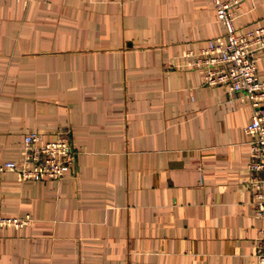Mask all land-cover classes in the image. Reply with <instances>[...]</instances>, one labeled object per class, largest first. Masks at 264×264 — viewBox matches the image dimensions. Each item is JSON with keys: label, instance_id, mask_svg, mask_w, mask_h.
Wrapping results in <instances>:
<instances>
[{"label": "crops", "instance_id": "1", "mask_svg": "<svg viewBox=\"0 0 264 264\" xmlns=\"http://www.w3.org/2000/svg\"><path fill=\"white\" fill-rule=\"evenodd\" d=\"M225 38L211 0H0V160L35 130L75 148L61 180L0 174V213L33 217L0 227V264H260L252 107L191 64Z\"/></svg>", "mask_w": 264, "mask_h": 264}, {"label": "built area", "instance_id": "2", "mask_svg": "<svg viewBox=\"0 0 264 264\" xmlns=\"http://www.w3.org/2000/svg\"><path fill=\"white\" fill-rule=\"evenodd\" d=\"M242 0H211L217 19L226 28L224 41H209L193 57L192 66L204 69L209 84H224L233 97H245L252 113L245 125L250 136L249 186L252 189L255 216L261 219L255 239V256L264 264V78L257 71L258 52L264 49V24L238 30L237 10ZM75 148L69 130L53 137L41 131L24 135L19 159L0 160V174L14 171L21 180H61L71 170ZM33 221L30 214L7 216L0 213V227H23Z\"/></svg>", "mask_w": 264, "mask_h": 264}, {"label": "rangeland", "instance_id": "3", "mask_svg": "<svg viewBox=\"0 0 264 264\" xmlns=\"http://www.w3.org/2000/svg\"><path fill=\"white\" fill-rule=\"evenodd\" d=\"M25 135V134H24ZM24 142V141H23ZM19 159V158H18ZM5 160H8V159H5Z\"/></svg>", "mask_w": 264, "mask_h": 264}, {"label": "trees", "instance_id": "4", "mask_svg": "<svg viewBox=\"0 0 264 264\" xmlns=\"http://www.w3.org/2000/svg\"><path fill=\"white\" fill-rule=\"evenodd\" d=\"M71 136V135H70Z\"/></svg>", "mask_w": 264, "mask_h": 264}]
</instances>
